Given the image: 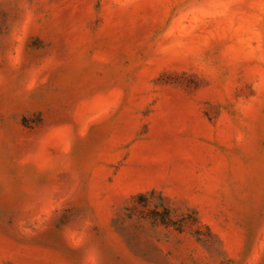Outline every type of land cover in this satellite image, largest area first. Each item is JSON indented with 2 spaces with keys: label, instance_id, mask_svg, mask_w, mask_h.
Returning a JSON list of instances; mask_svg holds the SVG:
<instances>
[{
  "label": "rangeland",
  "instance_id": "1",
  "mask_svg": "<svg viewBox=\"0 0 264 264\" xmlns=\"http://www.w3.org/2000/svg\"><path fill=\"white\" fill-rule=\"evenodd\" d=\"M0 264H264V0H0Z\"/></svg>",
  "mask_w": 264,
  "mask_h": 264
}]
</instances>
